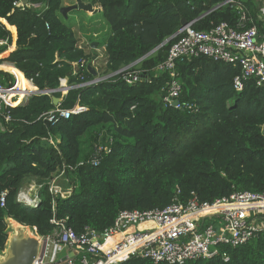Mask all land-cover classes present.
<instances>
[{
  "label": "trees",
  "instance_id": "1",
  "mask_svg": "<svg viewBox=\"0 0 264 264\" xmlns=\"http://www.w3.org/2000/svg\"><path fill=\"white\" fill-rule=\"evenodd\" d=\"M15 1L0 0V40L7 41L0 54L16 36L15 48L0 63H11L36 89H56L61 80L70 88L64 94H30L9 109L8 120L0 116V197L5 195L0 252L8 239L7 217L35 227L39 235L57 229L60 220L76 233L103 231L121 210L163 208L193 195L212 201L234 191L264 192V84L249 80L235 90L237 66L185 57L175 61L182 106L163 102L171 77L158 65L183 21L197 30L220 22L233 26L239 16L233 6L215 8L222 0H90L109 26L103 55L108 75L84 84L94 76L87 68L73 74L72 63H90L92 53L78 46L72 26L59 13L61 0H28L24 7H15ZM242 3L255 17L263 1ZM257 24L263 33V22ZM127 66L138 71L134 83L117 72ZM16 73L20 87L21 73ZM0 77L4 84L14 82L5 71ZM52 97L59 99L57 105ZM76 104L86 109L47 120L56 107ZM106 135L114 140L110 152H100L91 165L95 145ZM60 172L56 182L70 187L67 197L48 191L47 182ZM25 177L42 184L32 206L15 198ZM220 249L227 261L219 254L185 264H264L262 234ZM120 264L167 263L133 256Z\"/></svg>",
  "mask_w": 264,
  "mask_h": 264
},
{
  "label": "built area",
  "instance_id": "2",
  "mask_svg": "<svg viewBox=\"0 0 264 264\" xmlns=\"http://www.w3.org/2000/svg\"><path fill=\"white\" fill-rule=\"evenodd\" d=\"M262 1L255 17L242 0H222L218 3L215 8L227 4L236 9L239 16L233 26L220 22L208 30H197L189 22L178 29L166 58L158 65V69L168 71L171 77L163 96L164 105L182 106L177 102L181 85L176 78L175 61L185 57L205 56L237 66L239 72L232 78L235 90L242 89L249 80H254L256 86L264 84V32H259L257 24L258 21L264 24ZM13 5L28 6L21 0L13 2ZM6 42L0 40V45ZM87 64L83 59L73 62V74L86 69ZM118 72L122 73L127 83L139 79L138 71L129 70V66ZM79 78L83 79V75L80 74ZM103 78L97 75L84 84L97 83ZM28 81L31 83V79ZM61 84L62 80L61 92L70 88ZM21 93L24 99L17 102ZM30 94L33 91L19 89L16 77L13 83L7 84L0 77V116L8 120L9 109L26 100ZM85 109L81 104L69 109L56 107L48 113L47 120L52 122L58 117L68 118ZM50 142L53 143L52 140ZM113 142V138L107 135L104 141H98L90 164L98 163L100 152H110ZM61 174L47 182L48 191L53 196L67 197L70 187L64 188L56 182ZM41 186L30 183L26 188L19 189L16 200L35 205L37 190ZM4 196L0 197V206H4ZM56 224L59 227L46 235H39L35 227H29L39 241L38 254L32 264H120L133 256L154 263L185 264L217 256L221 253V246L233 248L260 234L264 235V192L234 191L212 201H201L193 195L185 202L174 200L163 208L121 210L103 231L85 228L76 233L62 220ZM220 256L224 261L228 260L225 252Z\"/></svg>",
  "mask_w": 264,
  "mask_h": 264
},
{
  "label": "crops",
  "instance_id": "3",
  "mask_svg": "<svg viewBox=\"0 0 264 264\" xmlns=\"http://www.w3.org/2000/svg\"><path fill=\"white\" fill-rule=\"evenodd\" d=\"M76 0H61V6H67V5H71L73 3H75ZM84 3H91L90 0H82ZM92 4V3H91ZM92 8L94 9L93 12L90 11H86V10H71L68 13V20H71L73 24H71L76 38H77V44L79 47H85L87 44H91V43H95L97 44L98 42H101L102 44L100 45V50L102 52H104V43H105V39L108 35L109 32V26L107 24V22L104 20H102V9L100 6H96V5H92ZM261 6L258 8V10L260 11ZM257 10V11H258ZM77 11H81L82 15H79L77 13ZM261 13V12H260ZM262 18H264V13H261ZM66 20V19H65ZM67 22V20H66ZM15 38H12L11 43L8 45L7 50L3 53L0 54V57L3 56L5 53L10 52L11 50H13L15 48ZM88 52V50H86ZM97 52H99V50H96ZM92 54H94L93 56V61L95 60V57L97 55H95L96 53L93 52ZM3 65H7V66H11L14 69H10V67H3ZM98 74L97 68L92 65ZM0 70L5 71L9 74L14 75V77H16L17 80V85H19V78L17 77V72L21 73V84L19 89L22 90H36V86L33 85V83H30V81H28L27 78H25L24 74L18 70L15 66H13L11 63L9 62H2L0 63ZM66 80H62V84L61 85H66ZM23 92V91H22ZM64 94V93H62ZM21 99H24V96L22 95V93L20 94V98L19 100H17V102L21 101ZM31 183H35L34 181H31Z\"/></svg>",
  "mask_w": 264,
  "mask_h": 264
},
{
  "label": "water",
  "instance_id": "4",
  "mask_svg": "<svg viewBox=\"0 0 264 264\" xmlns=\"http://www.w3.org/2000/svg\"><path fill=\"white\" fill-rule=\"evenodd\" d=\"M21 3L27 4L28 0H21ZM75 9H81V10H86L90 12L94 11L91 3H84L82 0H76L75 3L71 5L61 6L59 8V13L64 19H66L67 13ZM185 24L186 22L183 21L182 26ZM171 37L172 36L164 40L159 46L165 44ZM95 45H96L95 43H91V47H94ZM154 50L155 49H153L152 51ZM152 51H150V53ZM87 70L94 76V79H95L97 76V73L94 67L91 65V63L87 64ZM82 85L83 84H79L77 86H82ZM62 89L63 88L61 86L56 89H43V90L36 89L35 91H33V94L35 93L46 94L50 91H60ZM58 102H59L58 98L52 97L53 105H57ZM21 203L24 205L32 206L31 204H27L24 202H21ZM12 224H16V225H15V228L11 230L13 235L11 234V236L7 239V243H6L7 255L6 257L0 259V264H32L38 254L39 241L34 235L33 231L29 230L31 233L30 234L29 232L23 230V227H27V226L21 225L19 223H14L12 218H9L7 225L11 226Z\"/></svg>",
  "mask_w": 264,
  "mask_h": 264
},
{
  "label": "rangeland",
  "instance_id": "5",
  "mask_svg": "<svg viewBox=\"0 0 264 264\" xmlns=\"http://www.w3.org/2000/svg\"><path fill=\"white\" fill-rule=\"evenodd\" d=\"M75 10H78V9H75ZM69 13V12H68ZM68 13H67V18H66V20H67V22H68V24H73L72 23V21L71 20H68ZM77 13L79 14V15H82V12L81 11H77ZM102 20H104L103 19V17H102ZM102 43L101 42H98L94 47H91V44L89 45V44H87L86 45V50H88V52H91V53H93V52H95L96 54L95 55H97L96 57H95V60L93 61V56H94V54H92L91 55V59H90V63H91V65H94L96 68H97V71H98V76L100 77V78H102V77H105V76H107L108 75V73L107 72H105V63H104V57H103V55H104V52H102L101 50H100V45H101ZM96 50H99V52H97ZM66 86H67V84H66ZM60 87V86H59ZM62 93H65L64 91H62ZM84 139V141H86L87 139L84 137L83 138ZM87 165L89 166V163H87ZM31 177H25L22 181H21V183H20V187H19V189H22V188H26L27 187V185L28 184H30L31 183ZM8 218V219H7ZM6 218V221L8 222V220H9V217H7ZM12 220L14 221V223H18L16 220H14L13 218H12ZM6 222V223H7ZM14 225H16V224H14ZM11 227L14 229L15 228V226H13V224L11 225V226H8L7 225V230H8V238L11 236V234H12V231H10L11 230ZM29 230H30V228L29 227H27ZM13 235V234H12ZM6 249H7V246L0 252V259L1 258H4V257H6V255H7V252H6Z\"/></svg>",
  "mask_w": 264,
  "mask_h": 264
},
{
  "label": "bare ground",
  "instance_id": "6",
  "mask_svg": "<svg viewBox=\"0 0 264 264\" xmlns=\"http://www.w3.org/2000/svg\"><path fill=\"white\" fill-rule=\"evenodd\" d=\"M12 38H15V36H13ZM211 59V58H210ZM31 91H35V90H31ZM13 226H15L14 224H13ZM13 228L11 227V230H12ZM10 230V231H11ZM23 230L24 231H27V232H29L30 233V231H29V229L27 228V227H25V228H23ZM31 234V233H30Z\"/></svg>",
  "mask_w": 264,
  "mask_h": 264
}]
</instances>
